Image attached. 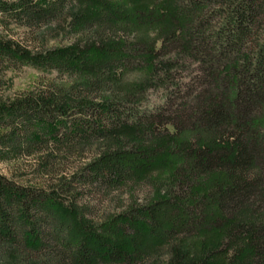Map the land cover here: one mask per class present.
<instances>
[{
    "label": "trees",
    "instance_id": "16d2710c",
    "mask_svg": "<svg viewBox=\"0 0 264 264\" xmlns=\"http://www.w3.org/2000/svg\"><path fill=\"white\" fill-rule=\"evenodd\" d=\"M67 13L73 40L41 46ZM22 65L55 76L2 95ZM261 108L264 0H0V161L32 173L0 171V264H264Z\"/></svg>",
    "mask_w": 264,
    "mask_h": 264
},
{
    "label": "rangeland",
    "instance_id": "374dc122",
    "mask_svg": "<svg viewBox=\"0 0 264 264\" xmlns=\"http://www.w3.org/2000/svg\"><path fill=\"white\" fill-rule=\"evenodd\" d=\"M71 15L72 13H67L58 22L43 27L39 31H37L39 44L47 48L60 45H68L73 40L68 32L69 20L71 18ZM53 76H55L54 72L48 70H40L39 68L30 65H22L16 68H9L6 69L3 76L1 93L2 95L9 96L17 91L31 89L34 85L41 81V79L46 80ZM133 77L138 78L140 77V75L136 76L135 74H133L131 75V78L133 79ZM160 96L161 92L159 90L147 91L143 98L144 100L142 101V105L150 107L158 104L161 100ZM262 109L264 112V108H261L260 112H262ZM23 163H25V161H21V164ZM11 168V164L0 161V171L8 175L11 174L10 171H12V176H14L15 179H19L21 177H27L30 179L32 176V173L27 170V168L23 171L17 169L13 171ZM146 189L147 188H144V191ZM144 191L143 189L137 188L133 194L140 201L144 195ZM83 197L85 201H93H91L92 196L89 194H85ZM128 201L129 194L127 192H121L120 194L117 193L115 196L103 201L104 206L100 209L112 212L117 211L122 208V206L125 205ZM97 207L99 208L100 206ZM215 240V232L210 231L176 234L170 240L161 245L160 255L163 259H173L174 257L175 259L179 260L181 256L184 257V259H189L201 252L204 248L206 249L207 247H209L210 244ZM227 259L229 258H226L225 256L218 257L216 260V264H225L228 262Z\"/></svg>",
    "mask_w": 264,
    "mask_h": 264
}]
</instances>
